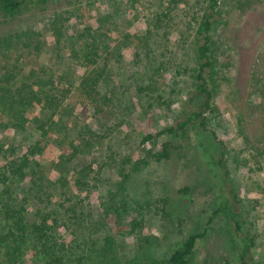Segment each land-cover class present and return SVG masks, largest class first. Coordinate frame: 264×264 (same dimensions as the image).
Returning <instances> with one entry per match:
<instances>
[{"label":"rangeland","instance_id":"374dc122","mask_svg":"<svg viewBox=\"0 0 264 264\" xmlns=\"http://www.w3.org/2000/svg\"><path fill=\"white\" fill-rule=\"evenodd\" d=\"M208 1L34 0L12 19L0 12V35L15 31L23 35L22 42L0 58V68L6 65L22 74L16 87L29 83L31 74L38 72L31 78L42 80L45 91L69 89L61 104L70 115L29 109L26 135L8 132L3 127L10 124L6 117L0 119V138L13 144L19 155L37 141L44 143L40 172L49 181L36 197L27 195L28 184L11 185L10 206L16 211L25 207L38 223L48 217L60 242H74L72 262L165 264L191 233L204 231L220 200L235 194L241 202V218L256 236V264H264V0H219L214 31L219 41L215 51L220 75L218 112L211 129L227 146L230 177L212 160H202L201 141L192 132H180L172 139L160 137L142 146L145 136L176 126L190 112L195 33ZM57 16L70 35L100 26L96 28L103 42L98 65L107 69L109 78L99 87L102 98L96 106L104 111L100 114L70 86L75 77L69 69L79 73L94 67L76 61V46L68 37L57 52L55 33L49 28ZM42 124H46V138ZM86 140H92L93 146ZM166 141L175 154L169 161L158 160ZM71 144L80 153L69 168L76 172L90 166L93 173L82 184L73 174L71 187L57 188L54 161L73 156ZM212 157L218 160L215 152ZM0 164H5L1 158ZM186 188L189 192L184 195L181 190ZM75 189L84 194L78 198H84L82 206L70 204L76 202ZM2 190L0 186V195ZM162 198H168L170 210L177 215L170 219L173 225L163 219ZM5 204L9 203L0 197V208ZM9 224L0 220L1 237L9 232ZM20 253L24 264H47L52 255L32 239ZM3 254L0 247L1 260ZM189 264H239L225 215L210 226Z\"/></svg>","mask_w":264,"mask_h":264},{"label":"trees","instance_id":"16d2710c","mask_svg":"<svg viewBox=\"0 0 264 264\" xmlns=\"http://www.w3.org/2000/svg\"><path fill=\"white\" fill-rule=\"evenodd\" d=\"M35 1L37 3H46L49 0ZM29 2L34 3V0H0V12L6 18L12 19L16 17ZM219 8V0L208 1L206 11L203 13L195 33V70L193 71L192 77L194 81V92L189 97L190 112L185 117V120L178 122L176 126L170 125L155 134H148L145 136L142 140V146H147L160 137L166 136L172 139L180 132H192L195 134V138H199L201 141V146L199 145L198 149L202 160H212L214 165L225 170V176L230 177V170H228L229 168L226 164L228 160L227 146L222 140H219L215 131L211 129V120L213 117H216L218 112L215 101L217 82L220 79V75L215 51L218 49L219 41L216 39L214 31L220 15ZM61 19L60 16H57L49 25V28L53 29L55 33V47L57 48V52L62 45V41L68 37L71 41L70 43L76 46V52L74 54L76 61H84L86 63L85 65H93L94 67L93 69L83 70L79 73L69 69L70 75L75 77L70 86L73 91L81 92L87 105H92L93 109L96 110L95 113L100 114L104 111L102 109L98 111L96 106L102 98L99 87L104 78H108L107 69L100 67L98 62V59L101 58L99 54L102 52L100 48L103 43L100 34H98L100 29L96 30V28L100 26L96 28L87 27L82 30L78 29L74 34L70 35L67 30L68 28L65 27V23H63L64 21ZM76 24L78 25V23ZM21 40H23V35L16 31L0 35V58L3 59L5 53L9 52V49L13 48L16 44L22 42ZM55 62H59L57 58ZM14 68L15 70L17 69L16 66H14ZM37 73L38 72H34L31 74V77H35ZM21 76L22 74L20 73L15 74L12 67L8 68L5 65L0 68V119L4 120L6 117H9L10 126L8 124H3V127L6 128L8 132L14 130L15 132H21L26 135L25 131L27 130L25 127L30 123L26 115L29 109L37 108L40 109L42 113L52 110L54 114H57L58 111H62V116L66 117L71 114L70 111L61 104L63 101L62 97L65 96V93L68 92L69 89L65 92L56 91V88L45 91L46 86L42 85V80H32L31 77L28 78L29 83L24 82L22 85L20 84L21 86L19 85L16 87L15 84L18 82L17 78ZM40 129L44 131V136L46 138V124H42ZM8 132L5 134V137H8ZM27 137L30 136L28 135ZM80 138L82 139L83 136ZM42 143V141H37L28 148L27 152L19 155L13 144H8L0 138V158L1 160L3 159L5 163L0 164V186L3 188L0 197L4 203H9L0 208V220L10 222L9 232H7V234L4 233L5 235L3 234L4 236L2 237L0 236L2 241H0V247L5 254L4 259H0V264H24L20 258V252L29 239L37 241L41 248L46 249L52 254L47 264H81V262L75 263L70 260V257L74 255L76 251L74 242H60L61 236L58 235L55 230L51 229V226L48 224V217L42 218V221L38 223L35 222L32 216L27 215L28 213L25 207L21 206L20 210L16 211L10 206V202L12 203L14 201V198L11 196V185L28 184L29 189L26 192L27 195L30 194L36 197L38 190L41 191V186L43 187L45 183L49 181L48 178L40 172V169H42L40 157H42L44 150ZM63 143H66V141L63 140ZM85 143L89 146H93L92 140H86ZM70 147L73 149V156H59L57 160L54 161L55 170L58 173L57 178L54 179L56 181L55 187L57 188L71 187L72 181L76 179L73 174L78 176L76 181L82 184L81 180L88 179L91 175H89V173H93L90 166L80 171L74 170L76 172H73L72 169L69 168V163L72 161L73 157L80 153L73 144H71ZM78 149H80L79 146ZM174 150L175 148L172 146L171 142L166 141L160 146L156 158L158 160L169 161L175 154ZM214 152L218 156L216 162L212 157ZM9 155L14 157L11 158ZM131 162L130 159L126 161L127 164ZM140 163L141 161L137 162L138 168ZM122 174L124 178L128 177L126 173ZM51 185L53 186V184H50V186ZM43 189H47V187ZM188 192L189 190L187 188L181 190V193L184 195ZM80 195L84 194L75 189L73 196L76 202L70 200L71 206H82L84 204V198L78 199ZM232 197L227 196L221 199L218 208H216L209 217L208 226L204 228V231L191 233L188 238L175 249L165 264H189L199 241L206 239L210 226L215 220L224 215L227 218V224L232 239L238 250L239 264H256V236L248 226L246 220L241 218V214L238 211L241 202L237 199L238 196L234 194ZM26 200L28 199L26 198ZM159 202L162 208L163 219L173 225L174 223L171 222L170 219L176 214L169 208L171 205L170 201L168 198H162ZM38 215L39 214L36 216ZM112 242L113 240L111 238L107 240V248L109 250L112 249ZM47 255L49 254L47 253Z\"/></svg>","mask_w":264,"mask_h":264}]
</instances>
